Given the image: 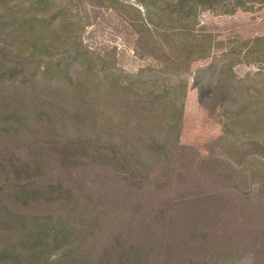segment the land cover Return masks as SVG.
<instances>
[{
    "label": "rangeland",
    "instance_id": "obj_1",
    "mask_svg": "<svg viewBox=\"0 0 264 264\" xmlns=\"http://www.w3.org/2000/svg\"><path fill=\"white\" fill-rule=\"evenodd\" d=\"M224 9L0 0V252L32 254L36 233L75 215V230L98 225L95 264L117 244L141 264H264V4ZM146 68L167 74L136 77ZM174 89L183 106L168 123Z\"/></svg>",
    "mask_w": 264,
    "mask_h": 264
},
{
    "label": "trees",
    "instance_id": "obj_2",
    "mask_svg": "<svg viewBox=\"0 0 264 264\" xmlns=\"http://www.w3.org/2000/svg\"><path fill=\"white\" fill-rule=\"evenodd\" d=\"M195 4L201 6H208L210 8H230V12L235 10L244 8L250 4H264V0H192ZM226 12L228 9H224ZM2 22H0V26ZM33 24L30 23L28 26H32ZM257 41L260 40H253L251 41V45H254ZM36 47V46H35ZM27 59V57H25ZM264 65V64H262ZM209 67H203L197 70L195 74L194 83L196 87L204 91L205 85L203 80H201V76L204 74L209 73ZM1 70V69H0ZM157 76H162L160 74L166 75L167 72L161 69H142L137 74L136 77H141L145 75L147 72H152ZM222 71H217V73H212L211 76L214 78H218L221 75ZM5 72L0 73V77L4 75ZM132 79H135V75L132 76ZM181 79V76H180ZM232 78H228L226 82H220L216 85V93L215 99L217 100L216 104L218 106H222L230 100L231 97V86H232ZM166 100H164L165 108L163 112L168 114L170 123L171 119L173 120L179 116L180 111L183 106V95L181 94L180 89L171 90L170 94H166ZM159 98V97H158ZM143 99V98H142ZM152 106L151 103H146ZM144 111L149 113L147 107H144ZM87 111L85 109L78 108L75 110L74 117L78 118V115L83 116ZM94 121V126L97 128L100 124V119H102V114H96L92 117ZM168 125V124H167ZM160 154L169 152V146H162L159 149ZM75 211V209H74ZM62 213H68L69 211L67 208H63ZM76 217L75 215H71L69 218L63 219V221H56L54 223H50L48 227L41 230L40 233H36L35 237L32 238L31 244L34 248L32 254H25L23 250L21 251H1L0 252V264H49L50 260L49 257L46 256L42 259V253L45 248L49 246V240H57L59 237L61 239H67L70 234L73 232V237L71 242V246H67L63 249V251L57 257L58 259L52 261L53 264H95L93 262L94 259V252L88 250V244L90 243V238L94 236V230H98V225L96 221L90 220L88 223H85V227H82L80 230H75L73 227L69 226L70 222H74ZM62 218V217H59ZM26 242H28L26 240ZM93 247V246H92ZM117 251L120 254L115 252L114 255L109 256L106 261L105 257L108 254L102 255L97 261L98 264H141V262L145 261L146 259L142 257L141 253L135 252L130 253L126 251L121 245L117 244Z\"/></svg>",
    "mask_w": 264,
    "mask_h": 264
}]
</instances>
